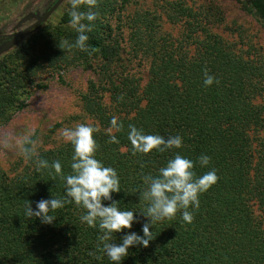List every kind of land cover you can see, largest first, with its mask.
I'll list each match as a JSON object with an SVG mask.
<instances>
[{
	"label": "trees",
	"instance_id": "obj_1",
	"mask_svg": "<svg viewBox=\"0 0 264 264\" xmlns=\"http://www.w3.org/2000/svg\"><path fill=\"white\" fill-rule=\"evenodd\" d=\"M55 1L44 0L33 14L34 21ZM235 1L264 24V0ZM110 2L98 0L94 9L101 16L87 33L88 45L94 49L91 55L58 47L60 40L74 41L77 36L69 24L67 0L54 25L41 23L0 56V127L25 107L40 70L75 61L73 55L87 63L97 59L98 78L89 81L82 108L103 128L94 134L99 145L96 158L113 167L120 178L121 191L112 194L113 200L122 210L136 212L139 223L130 231L143 235L146 218L140 213L147 205L139 201L142 175L155 176L177 152L193 161L202 154L210 156L208 166L197 163L194 170L201 175L214 168L219 177L199 196V208H189L194 216L191 223L179 212L174 219L156 223L151 229L155 239L146 248L131 247L121 264H264V144L251 137L253 131L264 128V105L253 102L264 89L263 68L200 27L198 15L177 3L167 16L172 23L187 27L184 40L162 35L149 12H135L129 21L133 46L149 59L148 79L138 93L137 80L122 69L114 73L120 59L109 39L111 11L106 8H112ZM205 69L219 83L206 86ZM106 92L112 108L103 102ZM113 116L124 125L122 131L113 132L119 143H109V132L104 130L111 126ZM129 124L146 134L179 135L183 145L164 153L153 150L133 155ZM39 155L49 163L59 160L64 174L71 172L70 143L40 150ZM64 193L65 183L54 170L38 172L34 161L12 178L0 170V264H114L98 250V226L82 223L85 209L74 202L52 213L56 216L52 224L25 216L26 200L35 209L36 201L61 198ZM103 203L107 206L111 201ZM128 231L115 233L114 242L120 243Z\"/></svg>",
	"mask_w": 264,
	"mask_h": 264
},
{
	"label": "clouds",
	"instance_id": "obj_2",
	"mask_svg": "<svg viewBox=\"0 0 264 264\" xmlns=\"http://www.w3.org/2000/svg\"><path fill=\"white\" fill-rule=\"evenodd\" d=\"M70 8L67 13L70 17L69 24L77 33L74 41L60 40L58 47L63 51L79 49L92 54L94 49L88 45L87 33L93 31L94 22L99 16L98 0H69ZM82 6L86 10H82ZM204 84L210 86L218 80L209 75L208 70L204 72ZM122 99V97L120 98ZM109 143H119L113 132H120L124 125L117 116L110 121ZM98 127L92 124L78 123L75 127H65L60 130L61 138L73 147L71 172L64 174L62 164L59 160L49 163L41 158L38 152V139L34 138V132L28 131L19 136L4 133L0 136V144L5 148L15 146L20 155L26 161H34L36 170L42 171L52 169L65 183V193L61 198L53 197L41 199L35 202L26 200L24 214L29 219L39 218L44 224H52L56 219V210L63 208L66 204L74 202L77 206L85 209V214L80 216L82 223L90 227H97L100 231L98 237V250L107 255L114 264L129 255V249L134 246L148 247L150 241L154 240V225L164 220L174 219L177 213H181L182 219L191 223L194 219L189 208L198 209L200 206L199 196L207 192L219 177L213 168L201 175L194 170L197 163L200 167L210 164L211 157L202 154L198 161H193L177 152L166 164L158 169L154 176L151 173L142 175L143 189L139 190V201L146 203L145 211L140 215L146 218L142 224L143 235L130 231L134 223H139L136 212L122 210L118 201L113 200V193H119L120 178L117 171L96 158L99 145L95 139ZM128 139L132 145V154H149L153 150L164 153L172 149H180L183 138L179 135L165 138L159 134H146L142 128L133 124L128 125ZM103 201H111L105 206ZM128 229L123 235L120 243H115L114 234ZM95 255V253H89ZM99 258V257H97Z\"/></svg>",
	"mask_w": 264,
	"mask_h": 264
},
{
	"label": "rangeland",
	"instance_id": "obj_3",
	"mask_svg": "<svg viewBox=\"0 0 264 264\" xmlns=\"http://www.w3.org/2000/svg\"><path fill=\"white\" fill-rule=\"evenodd\" d=\"M43 2L44 0H0V36L9 38L35 22L33 14L43 7ZM66 2L67 0H62L59 3L43 22L44 25H54L57 22L58 15L66 8ZM111 2L112 8H106L111 11L107 16L111 26L109 39L117 46V57L120 59V67H113L114 73H119L122 69L125 74L137 80L138 93L142 92V87L148 79L149 59L133 46L129 21L135 12H149L156 17L162 35H167L175 41L184 40L187 27L182 22L172 23L167 16L169 10H173L177 3L198 15L200 27L220 36L232 51L244 59L260 64L264 70V24L246 13L235 0H111ZM188 41L191 42V39ZM73 58L75 61H66L58 67L45 68L36 74L25 107L14 112L11 119L0 127V136L4 133L19 136L32 131L39 141V152L65 143L60 136V130L65 127L85 123L103 129L82 108V95L86 93L89 81L97 80L100 61L93 59L87 63L77 59L75 55ZM103 102L112 108L109 93H104ZM253 102L264 105V89L254 97ZM109 128L104 130L108 131ZM251 137L253 141L254 138L257 139L256 143L262 141L264 144V128L253 131ZM27 167L28 161L20 155L15 146L5 148L0 144V170L12 178Z\"/></svg>",
	"mask_w": 264,
	"mask_h": 264
},
{
	"label": "water",
	"instance_id": "obj_4",
	"mask_svg": "<svg viewBox=\"0 0 264 264\" xmlns=\"http://www.w3.org/2000/svg\"><path fill=\"white\" fill-rule=\"evenodd\" d=\"M62 0H56L51 7L44 13L42 17H40L37 21L33 22L29 26L25 27L24 29L18 31L17 33L13 34L12 36L9 37V39L4 42L2 47L0 48V54L4 51H6L13 43H15L17 40L25 37L33 28L37 27L41 23H43L49 15L57 8L59 3Z\"/></svg>",
	"mask_w": 264,
	"mask_h": 264
},
{
	"label": "flooded vegetation",
	"instance_id": "obj_5",
	"mask_svg": "<svg viewBox=\"0 0 264 264\" xmlns=\"http://www.w3.org/2000/svg\"><path fill=\"white\" fill-rule=\"evenodd\" d=\"M0 38H2L3 40H1L0 41V44L2 45L3 44V42L5 41V40H7L8 38H7V36L6 37H3V36H0Z\"/></svg>",
	"mask_w": 264,
	"mask_h": 264
}]
</instances>
